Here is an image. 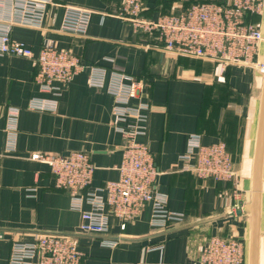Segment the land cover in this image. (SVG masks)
<instances>
[{
    "label": "crops",
    "instance_id": "obj_1",
    "mask_svg": "<svg viewBox=\"0 0 264 264\" xmlns=\"http://www.w3.org/2000/svg\"><path fill=\"white\" fill-rule=\"evenodd\" d=\"M207 0H142L151 18ZM220 1V0H214ZM93 12L83 35L60 30L64 8L51 6L42 28L13 25L11 37L37 55L54 42L80 58L85 66L119 71L142 83L131 103H148V146L160 172L155 188L168 196V209L183 221L166 228L151 224V206L127 223L112 218L106 234L82 231V212L73 209L67 190L55 186L47 164L34 153H87L95 165L91 188L117 180L124 140L113 124V97L89 84L88 70L60 86V95L43 93L34 81L33 59L0 55V264H9L13 243H31L46 235L70 237L83 252L81 264H193L212 236L239 237L247 247L250 216L237 212L250 201L252 163L263 74L228 66L224 73L210 60L165 50L157 35L135 31L122 19L121 0H66ZM7 7L0 5V17ZM253 22L261 23L264 17ZM264 56V46L262 49ZM32 98L57 100L55 112L30 109ZM9 107L19 109L15 153L4 152V126ZM205 145L224 142L241 181L201 179L182 169L190 135ZM84 209H88L85 205ZM115 243V244H114ZM260 264H264V184Z\"/></svg>",
    "mask_w": 264,
    "mask_h": 264
},
{
    "label": "built area",
    "instance_id": "obj_2",
    "mask_svg": "<svg viewBox=\"0 0 264 264\" xmlns=\"http://www.w3.org/2000/svg\"><path fill=\"white\" fill-rule=\"evenodd\" d=\"M121 1L123 7L118 15L131 23L135 31L157 35L166 51L214 61L222 73L228 66H239L263 74L264 31L261 23L248 21L247 16L263 18L264 0L201 1L157 18L145 13L142 0ZM3 4L9 15L0 17V55L35 60L34 81L41 92L59 96L61 87L55 83L65 85L87 69L89 84L106 89L113 97V124L124 140L117 180L91 188L96 167L84 152L30 156V159L47 164L55 175V186L68 191L72 208L82 212V231L106 234L112 218L125 229L147 205L151 206L153 227L166 228L170 222L183 221V214L168 209V196L156 190L160 172L148 146L137 139L146 133L150 110L148 103H131L140 93L142 83L123 72L85 66L79 57L59 49L51 40L45 41L36 55L31 48L11 37L13 25L42 28L49 8L56 5L64 8L60 30L83 35L93 12L71 6L66 0H0V5ZM57 104L56 99L32 98L28 107L53 113ZM18 119L19 109L9 107L3 129L7 154L17 149ZM180 159L184 171L193 172L201 179L230 181L236 189L240 185L241 177L222 141L205 145L200 135L192 134ZM85 205L88 209H84ZM247 255V245L242 239L212 236L193 264H247ZM82 258L83 252L73 238L46 235L31 243H13L9 264H81Z\"/></svg>",
    "mask_w": 264,
    "mask_h": 264
},
{
    "label": "water",
    "instance_id": "obj_3",
    "mask_svg": "<svg viewBox=\"0 0 264 264\" xmlns=\"http://www.w3.org/2000/svg\"><path fill=\"white\" fill-rule=\"evenodd\" d=\"M264 184V71L259 116L252 163L251 196L237 213L250 216L247 264H260L262 237V205Z\"/></svg>",
    "mask_w": 264,
    "mask_h": 264
},
{
    "label": "trees",
    "instance_id": "obj_4",
    "mask_svg": "<svg viewBox=\"0 0 264 264\" xmlns=\"http://www.w3.org/2000/svg\"><path fill=\"white\" fill-rule=\"evenodd\" d=\"M214 1V0H212ZM215 2H221V3H224L225 0H220V1H215ZM257 18H259V16H256V15H248L247 16V20L248 21H255V20H258Z\"/></svg>",
    "mask_w": 264,
    "mask_h": 264
},
{
    "label": "rangeland",
    "instance_id": "obj_5",
    "mask_svg": "<svg viewBox=\"0 0 264 264\" xmlns=\"http://www.w3.org/2000/svg\"><path fill=\"white\" fill-rule=\"evenodd\" d=\"M235 237V236H234ZM239 238V237H238ZM248 257V256H247Z\"/></svg>",
    "mask_w": 264,
    "mask_h": 264
}]
</instances>
